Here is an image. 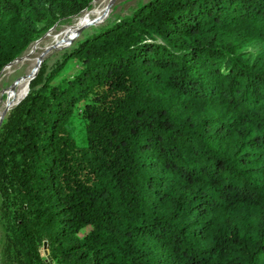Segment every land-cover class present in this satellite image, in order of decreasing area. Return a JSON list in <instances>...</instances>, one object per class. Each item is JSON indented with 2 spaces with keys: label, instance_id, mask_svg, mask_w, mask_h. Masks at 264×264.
Masks as SVG:
<instances>
[{
  "label": "trees",
  "instance_id": "obj_1",
  "mask_svg": "<svg viewBox=\"0 0 264 264\" xmlns=\"http://www.w3.org/2000/svg\"><path fill=\"white\" fill-rule=\"evenodd\" d=\"M95 1L0 0V75ZM29 90L0 130L24 264H264V0H148Z\"/></svg>",
  "mask_w": 264,
  "mask_h": 264
},
{
  "label": "rangeland",
  "instance_id": "obj_2",
  "mask_svg": "<svg viewBox=\"0 0 264 264\" xmlns=\"http://www.w3.org/2000/svg\"><path fill=\"white\" fill-rule=\"evenodd\" d=\"M147 1L148 0H114L115 3L113 4L111 13L110 15L107 16V18L101 20L98 23L88 25L83 30V33L79 35L75 40L73 38L72 40L68 41L67 44L59 48V50H55L51 52L46 58H44L42 63H40L36 67L35 72L30 75L28 80H25V77L31 65L30 61L29 62L27 61L25 63H16L17 61H15L14 65L13 63L11 64L13 66H11L10 68H5L3 70V73L0 75V101H1L0 109H2V105L5 101V103L9 105V109H8V114H9L11 110H13L20 102H22L28 96V93L30 91L29 90L30 84L32 83V81L34 83L36 82L39 83L40 81L44 80V78L48 76V73H50L52 69H54L59 63L63 61L65 55L70 50V48L73 47L75 43L79 41L82 37L101 32L104 29H106L107 26H111L117 23L119 20L131 16L136 10L141 8V6H143ZM100 4L101 3L99 2V0H96L92 4L90 9H93L96 6H100ZM79 17L74 18L73 20H71V22L69 21L67 24H63V22H65L63 21L61 24L53 27L41 39L36 41L39 42L38 44L42 42L40 46L41 50H38L37 54L42 52V50L46 47L47 43H50L51 41V39L49 38L50 35L58 34L62 32L63 30H65V28H67V26L73 25ZM36 42L33 43L31 46H29L24 56H26L29 52L31 53L33 51V47L36 44ZM260 50H262V48H260L259 51ZM37 54H33L32 58L34 59L37 56ZM41 71L42 74L40 75ZM76 71L77 68L75 64H73V66L70 67L69 70L70 73H68V75L70 74L72 75ZM0 130H1V126H0ZM1 134L2 132H0V137ZM1 201H2V196L0 192V262L1 264H24L23 261L21 260V257H19L16 253L13 252L8 237V233L6 232V227L2 219Z\"/></svg>",
  "mask_w": 264,
  "mask_h": 264
},
{
  "label": "bare ground",
  "instance_id": "obj_3",
  "mask_svg": "<svg viewBox=\"0 0 264 264\" xmlns=\"http://www.w3.org/2000/svg\"><path fill=\"white\" fill-rule=\"evenodd\" d=\"M101 4L100 6H96L91 11L87 12V14H83L80 16L77 21L73 25L67 26L65 30L58 34H52L50 35V43H47L46 47L42 50L41 53L37 54L38 50L40 49V46L42 42L36 46L33 47V51L28 53L26 56L19 59L16 63H25V62H31V65L29 67V71L26 74L25 80H28L31 74L35 72L36 67L42 63L44 58H46L51 52L55 50H59L63 45L67 44L68 41L74 40L78 37L79 32L81 30H84L88 25H92L95 23L100 22L101 20L107 18L108 15H110L112 6L115 3L114 0H100ZM73 40V41H74ZM37 54V56L33 59L32 55ZM14 65V63H13ZM7 68H10L11 66ZM10 73V72H9ZM2 94V93H1ZM1 102V101H0ZM11 104V103H10ZM9 105H7L4 101L2 105V109H0V120L4 114H8Z\"/></svg>",
  "mask_w": 264,
  "mask_h": 264
},
{
  "label": "water",
  "instance_id": "obj_4",
  "mask_svg": "<svg viewBox=\"0 0 264 264\" xmlns=\"http://www.w3.org/2000/svg\"><path fill=\"white\" fill-rule=\"evenodd\" d=\"M83 33V30H81L80 32H79V35H81ZM78 35V36H79ZM19 59H17L16 61H18ZM12 64V63H11ZM11 64H9V65H11ZM8 65V66H9ZM6 116H7V113L6 114H4L3 116H2V118H1V120H0V126L2 125V123H3V121L5 120V118H6ZM47 252V251H46ZM47 254H48V252H47Z\"/></svg>",
  "mask_w": 264,
  "mask_h": 264
}]
</instances>
